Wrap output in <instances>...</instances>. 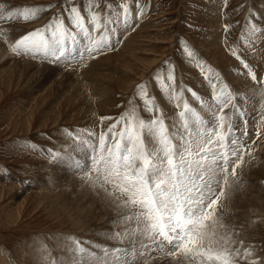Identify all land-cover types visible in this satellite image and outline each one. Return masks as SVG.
I'll use <instances>...</instances> for the list:
<instances>
[{
  "label": "rangeland",
  "instance_id": "rangeland-1",
  "mask_svg": "<svg viewBox=\"0 0 264 264\" xmlns=\"http://www.w3.org/2000/svg\"><path fill=\"white\" fill-rule=\"evenodd\" d=\"M67 2L0 0L6 11L52 5L33 21H0V27L14 29L7 37L9 43H14L27 31L63 14ZM75 2L86 11L89 0ZM123 2L102 0L100 10L104 11L107 3L119 8ZM127 2L134 13L137 0ZM138 3L144 8V18L136 21L133 16V26L127 31L114 25L123 42L114 51L86 61V66L16 56L0 36V52H4V58L0 57V264H71L64 249L72 240L81 241L82 246L98 254L102 248L123 246L111 238L125 227L117 223L121 210L85 183L75 167L76 161L87 163L89 149L79 148L71 153V159L65 156L55 162L50 150L68 153L67 130L98 133L101 116L113 118L104 122L106 128L135 106L147 119L135 91L142 82L168 122L177 109L153 79L158 72L166 75V62L175 66L176 90L184 89V97L201 111L199 102L186 90L191 87L203 99H209L210 87L195 61L182 51L185 44L205 67L219 74L239 97L237 103L243 101L250 137L256 138L257 126L264 131V101L253 104L247 99L257 85L243 74L241 64L226 47V43L236 46L258 77H264V31L257 34L252 50H246L243 44L250 23L264 29V0ZM225 24L231 26L227 41ZM253 147L254 159L243 168L240 185L225 202L223 223L230 232L237 233L233 237L237 246L242 240L243 247L253 249V258L259 257L264 264V138ZM146 259L142 258L141 264ZM147 264L155 261L147 260Z\"/></svg>",
  "mask_w": 264,
  "mask_h": 264
},
{
  "label": "snow or ice",
  "instance_id": "snow-or-ice-1",
  "mask_svg": "<svg viewBox=\"0 0 264 264\" xmlns=\"http://www.w3.org/2000/svg\"><path fill=\"white\" fill-rule=\"evenodd\" d=\"M101 3L89 0L86 11H82L75 0H68L63 14L27 31L14 43L7 39L14 29L0 27V36L16 56L86 66V61L114 51L123 42L114 25H121L124 31L133 26L132 6L127 0L119 8L104 4V11L100 10ZM51 7L21 6L6 11L5 4L0 3V21H33ZM135 7V16H143L138 0ZM230 28L229 24L223 26L225 41ZM262 31L255 23L248 25L243 38L246 50L253 49ZM226 47L241 64L243 74L257 85L247 99L253 104L264 101V77H258L236 46L226 43ZM182 51L195 61L210 87L209 99L191 87L186 90L199 102L204 115L184 97V89L176 90L175 66L166 62V75L158 72L153 79L177 109L168 122L142 82L135 91L147 119L135 106L106 128L104 122L113 118L101 116L98 133L67 130L68 153L50 150L55 162L65 156L71 159V153L79 148L89 149L87 163L76 161L75 167L85 183L121 210L117 223L125 225L111 235L122 247L102 248L98 254L82 246L81 241L67 243L64 251L71 264H141L142 258H147L145 264L147 260L155 264H262L259 257L253 258L251 247H243L242 240L237 246L233 238L237 233L225 227L223 215L225 202L240 185L243 168L254 159L253 146L264 138V131L257 126L256 138L252 139L243 101L237 103L239 97L186 44Z\"/></svg>",
  "mask_w": 264,
  "mask_h": 264
},
{
  "label": "bare ground",
  "instance_id": "bare-ground-1",
  "mask_svg": "<svg viewBox=\"0 0 264 264\" xmlns=\"http://www.w3.org/2000/svg\"><path fill=\"white\" fill-rule=\"evenodd\" d=\"M135 11H136V8H135ZM144 15H145V11H144V14H143V16H141V17H136L135 16V12L133 13V16H134V20H136V21H141L143 18H144ZM3 51V50H2ZM0 57H2V58H4V52H0ZM254 117V116H253ZM258 117V116H257ZM256 117V118H257ZM254 122H255V120H254ZM261 140V139H260ZM262 140H263V138H262ZM259 142V141H258ZM260 144V143H259ZM257 146V145H256ZM256 149H257V147H256Z\"/></svg>",
  "mask_w": 264,
  "mask_h": 264
}]
</instances>
